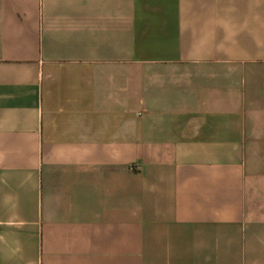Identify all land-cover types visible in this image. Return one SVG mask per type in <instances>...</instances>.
I'll return each mask as SVG.
<instances>
[{
	"label": "crops",
	"instance_id": "obj_1",
	"mask_svg": "<svg viewBox=\"0 0 264 264\" xmlns=\"http://www.w3.org/2000/svg\"><path fill=\"white\" fill-rule=\"evenodd\" d=\"M0 264H264V0H0Z\"/></svg>",
	"mask_w": 264,
	"mask_h": 264
}]
</instances>
